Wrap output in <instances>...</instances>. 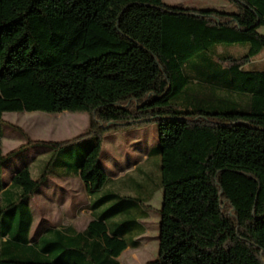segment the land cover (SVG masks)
I'll return each mask as SVG.
<instances>
[{
  "label": "trees",
  "instance_id": "trees-1",
  "mask_svg": "<svg viewBox=\"0 0 264 264\" xmlns=\"http://www.w3.org/2000/svg\"><path fill=\"white\" fill-rule=\"evenodd\" d=\"M228 1L234 12L162 0H0V264H82L62 260L78 254L120 264L144 231L146 212L131 207L146 198L107 190L119 219L91 201L84 229L48 226L35 242L29 202L69 142L91 138L80 161L62 167L92 194L108 181L105 135L150 124L158 134L146 159H159L162 202L157 256L144 264H264V67L254 62L264 0ZM22 111L84 112L88 124L71 139H32L3 119ZM4 127L24 139L6 153ZM36 146L52 150L37 176L22 165L2 184L3 164ZM15 188V199L5 196Z\"/></svg>",
  "mask_w": 264,
  "mask_h": 264
},
{
  "label": "rangeland",
  "instance_id": "rangeland-1",
  "mask_svg": "<svg viewBox=\"0 0 264 264\" xmlns=\"http://www.w3.org/2000/svg\"><path fill=\"white\" fill-rule=\"evenodd\" d=\"M164 3L173 6L195 8V9H213L222 12H234V6L228 0H162ZM258 33L264 35V26L258 28ZM222 48H218L220 51ZM230 52L238 55L244 51L243 47L233 46ZM258 66L264 67V50L254 59ZM3 119L11 124L20 127L30 138L48 140V141H62L71 139L86 130L88 124V116L84 112H67L60 113H46L41 111L33 112H5ZM138 134L140 139L138 144L135 143L129 147V142H120L119 151L113 152L112 143L109 142L113 134L120 137L121 135ZM157 127L154 124L146 125L135 131L130 132H114L106 135V148L111 151V155L115 158L117 152L119 156L117 165H108L115 173L119 174L120 170L124 168L128 161V156H133L134 152L142 149L147 151L148 145L156 144L157 142ZM91 138L83 137L78 141H71L60 150L50 167L47 181L40 187L33 198L30 200V208L32 211L33 222L29 232V239L31 242L37 241V236L45 227H52L63 224H72L77 230L85 228L87 222L91 218L89 211V204L92 201V208L94 211H102L103 209H113V214L107 216V220H117L121 217V211L118 205L113 206L119 200L110 197L105 198V192L110 190V183L105 184L102 189L92 194H88L83 186V183L74 174L67 176L62 174L61 168L66 163L71 170L72 165L80 161L77 152L83 153ZM24 142L23 137L17 131L11 128H2V152L6 153ZM134 148V149H133ZM101 156V161H108V153L106 151ZM134 151V152H132ZM52 155V150L46 147H31L17 156L5 162L2 166L1 183L6 184L10 180V175L18 167L27 165L31 176L36 177L39 171L44 167ZM141 155H139L140 157ZM134 160V158L132 159ZM130 162V161H129ZM149 168V174L143 179V184L140 187L132 186L129 196L146 198L143 205L131 207V212L136 213L140 210L146 212V217L139 220L140 224L145 229V234L139 238V245L135 248L124 249L118 257L120 264H144L147 261L154 260L157 256L158 245V225L159 213L162 202V189L159 180V159L157 156H151L144 165ZM108 167H106L107 169ZM108 172V169H107ZM111 174V173H110ZM112 175V174H111ZM115 176V175H114ZM113 176V177H114ZM17 188V187H16ZM15 189H11L5 196L9 199H15ZM126 193L125 191H123ZM147 196V197H146ZM96 201V202H95ZM18 259L26 260L28 256L16 252ZM49 259H55L61 252H51ZM3 258L12 257L11 254H2ZM68 263H82L87 264L86 258L83 255H73L62 258Z\"/></svg>",
  "mask_w": 264,
  "mask_h": 264
},
{
  "label": "crops",
  "instance_id": "crops-1",
  "mask_svg": "<svg viewBox=\"0 0 264 264\" xmlns=\"http://www.w3.org/2000/svg\"><path fill=\"white\" fill-rule=\"evenodd\" d=\"M116 135L117 134H113L112 136H110L111 140H109V142L112 143V145H113V148H112L113 152L119 151V149L121 147L119 145V143L122 142V141H124V142L125 141L126 142L130 141L129 147H132L133 145H135V143L138 144L140 142V139L136 140L139 137V135L137 133L136 134H130V135L126 134L125 136L119 134L120 137H118ZM106 138L107 137L105 135V137L103 139L102 147H101L100 157H99L100 164H101L102 168L104 169V171H105V173L107 174V177H108V181L106 182V184L110 183V186H109L110 190L116 191V192H118V193H120L122 195L129 194L131 192L130 190H131L132 186L140 187L141 184H143V179L145 177H147L148 174L150 173L149 172V168L144 166L145 163H147L148 160H149V159H146V153L155 144L148 145V149H147L146 152H144L142 149H139L136 152L132 151V152H134V155L131 156V157L128 156V158L126 159L128 161V164L124 168H122V170H120L119 174L117 175L111 170V168H109L108 165L110 164V165H115L116 166L118 157L122 156V155H118L119 152H120L119 151V152H117V155H115V158H113L112 157L113 154L112 155L110 154L111 151L108 150L107 148L105 150ZM104 150L106 151V153H108L107 155H109V158L106 159L108 161H104V163H102L101 156L104 153L103 152ZM139 155H141V156L139 157ZM133 158H134V160H132ZM106 167H108L107 168L108 172H107ZM61 172H62V174H65L67 176H71V174L67 171V169H65V167L61 168ZM12 173H11V175H12ZM123 191H125V192L127 191V192L124 193ZM63 225H72V224L68 223V224H63ZM46 228L47 227L42 229V231L39 233V235ZM144 231H145V229H144ZM144 231H143V233L141 235H139V236H137L135 238V240L137 241V246L139 245V238L145 234ZM127 248H132V247H127Z\"/></svg>",
  "mask_w": 264,
  "mask_h": 264
}]
</instances>
